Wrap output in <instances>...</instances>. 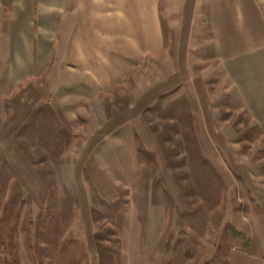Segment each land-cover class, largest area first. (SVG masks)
Masks as SVG:
<instances>
[{
    "label": "rangeland",
    "instance_id": "1",
    "mask_svg": "<svg viewBox=\"0 0 264 264\" xmlns=\"http://www.w3.org/2000/svg\"><path fill=\"white\" fill-rule=\"evenodd\" d=\"M65 65L0 92V264H264V134L242 106L206 119L133 75L80 106Z\"/></svg>",
    "mask_w": 264,
    "mask_h": 264
},
{
    "label": "crops",
    "instance_id": "2",
    "mask_svg": "<svg viewBox=\"0 0 264 264\" xmlns=\"http://www.w3.org/2000/svg\"><path fill=\"white\" fill-rule=\"evenodd\" d=\"M0 10L6 98L43 75L52 56L66 58L56 72L68 74L63 84L80 106L103 105L133 75L149 99L190 98L206 119L213 100L226 96L264 134V0H0ZM204 42L210 53L201 58L212 64L196 71Z\"/></svg>",
    "mask_w": 264,
    "mask_h": 264
},
{
    "label": "trees",
    "instance_id": "3",
    "mask_svg": "<svg viewBox=\"0 0 264 264\" xmlns=\"http://www.w3.org/2000/svg\"><path fill=\"white\" fill-rule=\"evenodd\" d=\"M12 264H15L14 262Z\"/></svg>",
    "mask_w": 264,
    "mask_h": 264
}]
</instances>
